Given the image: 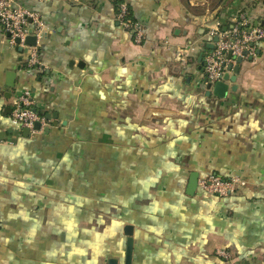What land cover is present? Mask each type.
I'll use <instances>...</instances> for the list:
<instances>
[{
	"label": "crops",
	"instance_id": "0c3cea01",
	"mask_svg": "<svg viewBox=\"0 0 264 264\" xmlns=\"http://www.w3.org/2000/svg\"><path fill=\"white\" fill-rule=\"evenodd\" d=\"M124 1L142 42L114 0L21 1L39 69L0 29V264H264V41L225 96L203 71L207 27L264 24V0ZM25 90L50 116L34 134L10 118ZM192 172L251 185L189 194Z\"/></svg>",
	"mask_w": 264,
	"mask_h": 264
},
{
	"label": "built area",
	"instance_id": "2783aa9c",
	"mask_svg": "<svg viewBox=\"0 0 264 264\" xmlns=\"http://www.w3.org/2000/svg\"><path fill=\"white\" fill-rule=\"evenodd\" d=\"M21 1L41 0H0V29L4 32L9 46L21 47L26 54V65L31 68H41L38 39L46 30V25L40 15L24 6ZM125 3L120 5L116 16L118 24L125 30L133 28L135 41L140 42L143 32L137 23L125 19ZM206 33L212 48L203 57V71L206 84H215L224 80V76L232 71L237 63V57H244L243 52L253 55L257 44L264 40V24L252 25L243 13H238L229 27L221 28L220 24L208 26ZM34 35V45L26 43V38ZM216 40L213 41V38ZM12 124L27 128L34 134L40 132L49 123V119L33 104L28 90L20 93L10 114ZM38 124V128L35 125ZM251 185L248 179L233 175L222 176L219 174H201L197 178V187L202 191L214 194L218 197H226L234 193L238 188ZM220 255L228 256L225 251H219Z\"/></svg>",
	"mask_w": 264,
	"mask_h": 264
},
{
	"label": "water",
	"instance_id": "95a60500",
	"mask_svg": "<svg viewBox=\"0 0 264 264\" xmlns=\"http://www.w3.org/2000/svg\"><path fill=\"white\" fill-rule=\"evenodd\" d=\"M215 40H216V37L213 38V41H215ZM35 42H36V38H35L34 35H29L26 38V43L29 44V45H34ZM212 45H213V43H209L208 44L209 48H211ZM16 49H18L19 51H22L21 47H17ZM256 52H258V50ZM243 55L247 56L248 55L247 51H244ZM248 58L251 59L252 55H249ZM241 61H242V57H237V63L232 67L233 74L225 75L224 79H229L230 82H234L235 81V74L238 72L239 63ZM7 85L11 86L12 83L11 82L10 83L7 82ZM207 87H208V92L207 93H209V89L211 87V84H207ZM235 89H236V85L233 84V86H231V90H235ZM227 90H228V84L224 80H221V81H217L215 84H213V87L211 88L210 92H212V94H214V95L222 97V96L226 95ZM8 95H6V96H8ZM47 117L48 118L50 117L49 114L47 115ZM35 127L38 128V124H36ZM24 132H28V129L25 128ZM196 185H197V172H192L190 174L188 187H187V192L189 194L192 193L195 190ZM126 234L129 235V238L127 240V245H126V263L127 262L129 263L130 256H131V250H132V238H131V232H127V230H126ZM109 264H116V260L115 259H110L109 260Z\"/></svg>",
	"mask_w": 264,
	"mask_h": 264
},
{
	"label": "trees",
	"instance_id": "16d2710c",
	"mask_svg": "<svg viewBox=\"0 0 264 264\" xmlns=\"http://www.w3.org/2000/svg\"><path fill=\"white\" fill-rule=\"evenodd\" d=\"M122 3H125V6H126L125 19H126V20H129V21L132 22V23H137V20H136L134 14H133V11H132V8H131L130 4L127 3V2H125L124 0H114V2H113L115 21L118 23V20H117L116 16H117V14H118V12H119V10H120V5H121ZM24 6H26V5H24ZM26 7H28V6H26ZM28 8H30V7H28ZM30 9H31V8H30ZM119 25H120V24H119ZM127 31H129V32L132 34L131 37L133 36V40H134V39H135V38H134V37H135V31H134V29H133V28H129ZM263 41H264V40H263ZM263 41H261V42H263ZM141 42H142V41H141ZM238 189H239V188H238ZM238 189H237V190H238ZM240 189H241V188H240Z\"/></svg>",
	"mask_w": 264,
	"mask_h": 264
},
{
	"label": "rangeland",
	"instance_id": "374dc122",
	"mask_svg": "<svg viewBox=\"0 0 264 264\" xmlns=\"http://www.w3.org/2000/svg\"><path fill=\"white\" fill-rule=\"evenodd\" d=\"M225 80V82L228 84V82H230L228 79H224Z\"/></svg>",
	"mask_w": 264,
	"mask_h": 264
}]
</instances>
